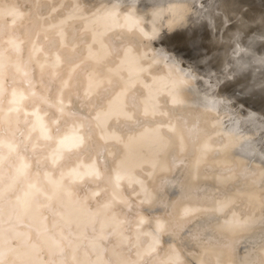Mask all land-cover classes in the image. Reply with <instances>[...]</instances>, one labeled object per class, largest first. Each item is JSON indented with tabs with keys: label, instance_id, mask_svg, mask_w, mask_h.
I'll return each mask as SVG.
<instances>
[{
	"label": "clouds",
	"instance_id": "clouds-1",
	"mask_svg": "<svg viewBox=\"0 0 264 264\" xmlns=\"http://www.w3.org/2000/svg\"><path fill=\"white\" fill-rule=\"evenodd\" d=\"M0 264H264V0H0Z\"/></svg>",
	"mask_w": 264,
	"mask_h": 264
}]
</instances>
